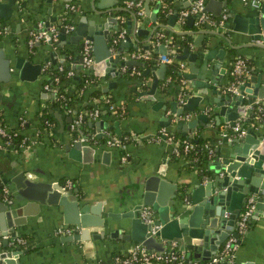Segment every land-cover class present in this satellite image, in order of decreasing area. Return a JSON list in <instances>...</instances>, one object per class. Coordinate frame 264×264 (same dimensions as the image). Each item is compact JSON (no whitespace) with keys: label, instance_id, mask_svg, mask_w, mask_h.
Here are the masks:
<instances>
[{"label":"crops","instance_id":"obj_1","mask_svg":"<svg viewBox=\"0 0 264 264\" xmlns=\"http://www.w3.org/2000/svg\"><path fill=\"white\" fill-rule=\"evenodd\" d=\"M99 1L96 0L94 3ZM129 1L134 0H102L101 4L111 5L109 8L111 10L100 18L101 16L99 17L93 12L91 0H21L22 4L16 5L13 15L9 19H0V25L6 27L7 31L0 36V49L3 50L4 57L11 61L21 59L42 66V73L32 81L20 79L16 72L13 80L4 84L0 106L3 126L5 129L18 131L25 136L28 139V145L31 146L26 151L17 146L12 147L10 144L1 146L0 169L10 170L13 165L19 169L27 167L38 177L37 179H45L48 182L59 181L70 188L77 187L79 194L85 196L91 205L102 203L103 207L113 214L122 212L123 207L120 204L129 194L133 193L138 182L153 174L159 175L167 182L170 193L173 192V185H178L180 189L181 187L190 189L192 185L201 181L205 182L209 178L211 175L209 163L215 161L216 152L219 149L223 150L228 141L239 137L234 135L235 133L230 129L232 126L225 120L228 114L220 116L219 120L216 114L220 109L218 107L221 102L219 99L226 95H234V93L226 91V88L230 84L231 70L236 57H245L251 65L249 73L242 79L240 85L244 82L249 83L250 86L247 88L252 94L264 92V49L253 45L242 46L252 41L247 34L234 31L232 20L228 17L229 12L250 16L256 9L243 4L240 0H212L213 5L211 6L209 0H206L204 7L219 10L222 8L219 15L206 11L215 22L219 21L224 14L226 15L222 25L218 23L210 25L207 23L197 24L194 15H188L191 20L187 18L188 16L184 20L179 18L180 13L188 8L189 0H149V15L144 12L145 0H141L144 13L142 16L134 13L121 15L119 11L127 10ZM224 1L227 2L226 6L222 5ZM66 4L76 6V11H72L73 17L71 16L69 21V18L66 17L68 12ZM218 4L219 6H217ZM228 8L229 12L226 11ZM164 10L167 11L168 18L165 23H161L158 17ZM174 15H177L176 19H174ZM84 17L86 21L82 24L85 27V32L90 26L93 27L94 22L95 24L102 23L106 21L107 17L115 19L110 29L109 39L120 31H125V37L119 39V42L111 50L112 55L118 53L119 61L113 62L110 67L101 66L98 71L93 69V66L96 65L94 63L90 72L99 79L96 88L103 90L110 87L108 93L113 95L116 101L127 102V115L118 118L108 109L103 110L96 118L91 117L89 123L92 126V133H96L97 143L88 142L87 144L93 148V152L82 154L77 160L70 156L66 146L71 147L81 135L75 138L73 131L70 130L72 115L68 114L66 110L50 106L52 99H55V93L45 88L47 84L44 85V82L48 76L44 75L43 71L56 64L62 71L61 63L65 61L68 63L67 72L72 71L73 75L84 70L79 57L81 56L80 46L85 37L78 43H73L71 40L72 31L81 24ZM170 21H173V26H169ZM39 22H42L44 27L47 22H49V27H57L58 35L55 42L49 44L37 41L32 45L29 44L30 32L38 31ZM68 23L73 24V30L67 31L65 25ZM219 28L225 29L231 43L239 46L238 49H231L225 40L211 35H206L200 48L193 45L196 35H192L191 31H217ZM60 29H63V34ZM138 29H141V34L136 33ZM144 31H147L148 34H144ZM158 35L163 37L166 43H169L173 36H177L180 41L185 42L182 51L187 48L190 53L198 52L196 67L201 64V57L205 53L203 51L217 47L211 55L212 59L209 61L206 76L212 75L213 81L217 80L213 85L217 91H220V94H215L213 88H208L194 112L186 113L188 115L186 120L180 119V116L185 114L177 113L181 107L177 105L176 95L170 93L168 97V91H161L159 88L160 84L169 81L166 77V69L163 72L164 78L158 79L153 94H150L153 79L157 77L161 62L158 61L151 69H145L142 59L132 58V54L137 51H152V54L159 56L161 45H164L168 51L167 44L155 43L154 38ZM61 36L63 37L61 38ZM210 37L213 38L211 44L207 40L208 38L210 40ZM127 38L129 41H126ZM125 42L128 44L117 50L119 44ZM109 44L111 48L112 45ZM208 44L209 46H206ZM220 46L226 50L225 54H221L222 59L218 57L220 50L217 49ZM182 51L175 54L174 58H171V62L182 63L184 65L183 73H189L188 60L176 58L177 55L182 54ZM129 60H136L140 64L128 65L126 62ZM215 63L219 65L217 69ZM137 68H143V72ZM133 70L135 73L132 74ZM212 70H215L214 73ZM10 71L13 74L15 72L14 68ZM126 71H129L130 76H137V79L123 74ZM208 83L212 85L211 81ZM65 88L68 92L75 90V86L70 81L67 82ZM185 89L191 93L190 95L198 90H203L193 88L187 80ZM141 93L146 94L140 95ZM245 93L250 94L249 92ZM103 97H106L105 94L101 96V99ZM256 100L246 98V102L243 105L240 104L245 112L241 113L235 124L243 123L255 112V109H258L257 112L260 113L255 122L248 123L246 121L248 124L244 126V123H241V125L245 130L251 129L258 137H261L264 135V105L258 107L255 104ZM88 101L95 103L97 100ZM160 102L161 104L158 105ZM174 103L176 106L172 105ZM82 104H87V100L77 102L74 113ZM48 107L52 122L49 130H42L38 134V130H40L38 113L42 108ZM240 109L238 106L237 110ZM200 115H205V117L200 118ZM193 122L195 126L191 127L190 123ZM96 123H103V126L100 128L95 125ZM163 129L168 133L178 134L179 139L175 142L164 138L157 141L158 134ZM197 132H200L203 138H207L212 146V156L207 165L208 173L187 166L184 159L174 156V149L180 143V138L192 137ZM106 133L117 138L128 134L131 136V141L126 142L123 148L110 147L105 142H99V138L106 140ZM224 133H227L228 136H224ZM105 152L110 153L107 159L103 157ZM3 176L4 174L0 173V179ZM171 197L172 195H167L169 201ZM176 201L177 204L182 202L180 199ZM107 221L105 235L117 228L120 229L119 235L66 243L60 240L62 236L66 235L56 233L58 228L65 225L62 218L54 212H41L21 225L15 238H9L10 249L23 250L22 254L18 257L13 256V259L17 257V264H96L97 262L110 264L116 254L127 252L135 243L120 237L128 231L125 219L108 218ZM100 230L101 228L91 229L95 233ZM219 231V234L215 233L210 236L211 242L208 243L204 249L205 252L199 259L210 260L222 248L227 238L220 241L219 235L221 231H225V228H219ZM18 239L24 242L19 243ZM238 243L233 264H264V212L258 215H254L253 212L247 231L238 239ZM212 246L213 250L210 248ZM171 247H168L166 251ZM195 260L197 258L191 259V261Z\"/></svg>","mask_w":264,"mask_h":264},{"label":"water","instance_id":"obj_2","mask_svg":"<svg viewBox=\"0 0 264 264\" xmlns=\"http://www.w3.org/2000/svg\"><path fill=\"white\" fill-rule=\"evenodd\" d=\"M18 1L0 0V19H9L13 15ZM95 1L91 0V7L96 15L101 16L100 18L110 12L111 5L104 6L101 4L102 0L95 4ZM191 1L193 0H189V2ZM148 2L149 0H145L143 4L144 12L147 15L150 14ZM209 5H213L212 0H209ZM222 5L226 6L227 2H222ZM254 9L256 11L250 16L231 13L229 8L226 11L229 12L228 17L232 20L233 30L247 34L252 41L242 46L253 45L264 49L263 44L256 42L264 40V2ZM204 10L219 15L222 8L219 10L204 7ZM176 18L177 15H174V19ZM187 18L191 20L190 16ZM85 21L86 18H82L81 24L72 31L71 40L73 43H78L83 37L91 40L92 56L96 64L93 69L98 71L101 66L110 67L113 62H118L119 55L118 53L112 55L109 44V33L115 22L114 17H107L106 21L99 24L94 22L93 27L90 26L87 32L84 31L85 27L82 24ZM168 24L173 26L174 23L170 21ZM47 27H49V22L45 23V28ZM60 32L63 34V29H60ZM136 33L141 34V29L136 30ZM144 34H148V32L144 31ZM191 34L196 35L193 45L197 48L201 47L206 35L220 37L231 49L239 48L231 43L223 28H219L217 31L196 30L191 31ZM207 40L211 44L213 38ZM126 41H129V38ZM127 44L126 42L120 43L117 50ZM216 48L211 47L210 50L203 51L205 53L201 57L199 67H196L198 52L190 53L189 49L185 48L181 55H177L178 60H188L189 73L181 71L183 78L189 81L193 88L203 89L193 95H190L191 93L188 91L189 97L177 113L194 112L208 88H213V93L220 94V91H217L213 85L217 80L213 81L212 75L206 76L209 61L212 59L211 55ZM217 50H220L218 57L222 59L221 54H225L226 50L223 46ZM159 54L168 55L164 45H161ZM79 61H82L81 56ZM126 64L139 65L140 62L129 60ZM218 66L215 63L216 69ZM13 68L14 74L10 71ZM41 68L40 64H32L21 59L16 61L6 59L3 50L0 49V106L4 84L12 81L16 72L20 79L32 81L42 73ZM166 68L167 63L161 62L157 77L153 79L150 94H153L158 79L164 78L163 72ZM214 71L212 70L213 73ZM208 81H211L212 85ZM249 86V83L244 82L242 85H238L236 94L226 95L219 99L221 101L218 105L220 109L216 113L218 120L220 116L227 113L228 116L225 120L233 126L241 113L245 112L242 105L246 102V98L255 100L264 97L263 91L252 94L247 88ZM108 89L110 87L103 91L107 92ZM142 94L146 93L140 95ZM241 103L242 105H240ZM172 105L176 106V103ZM226 105L228 106L225 107ZM238 106H240V110H237ZM199 117L202 118L205 115ZM95 125L101 128L103 123ZM190 126H195V123H190ZM259 138L255 132L247 129L243 137H235L228 141L223 150L219 149L216 152L215 161L209 163L211 170L209 178L205 182L201 181L192 185L184 192L178 185H173V192L170 193L167 182L159 175L153 174L147 177L138 182L132 194L128 193L129 196L127 195L128 197L120 204L123 207L122 212L117 214L108 212L102 203L91 205L85 196L79 194L77 187L70 188L59 181L48 182L45 179H37L38 177L29 168L19 169L12 163V169H0V173L4 174L0 179V264L18 263L17 257L23 253V250L10 249L9 238H15L19 227L41 212H54L62 218L65 225H74L79 228V231L72 235L62 236L60 239L62 242L74 243L100 239L104 236L107 238L116 237L119 235V228L105 235L104 230L108 226L107 220L108 218L116 220L123 218L128 224V231L120 236L122 239L141 243L146 250L157 253L166 251L175 243L177 249L185 254V263L190 264L192 258H201L205 252L204 249L211 242L210 236L215 233L219 234V228H225V231H221L219 235L220 241L226 239L230 231L233 232V226L248 197H254V215L263 214L264 144L260 143ZM66 149L70 152V156L77 160L82 154L93 152V148L82 141L74 142L71 147L67 145ZM109 154V152H105L103 157L107 159ZM167 195H172L170 201ZM179 199L182 202L177 204L176 200ZM144 208L149 211L145 215L143 214ZM225 212L229 213L228 216L224 215ZM92 228H101V230L95 233L91 231ZM234 235L238 237L236 233ZM210 248L214 249L213 246ZM13 256L17 257L13 259Z\"/></svg>","mask_w":264,"mask_h":264},{"label":"built area","instance_id":"obj_3","mask_svg":"<svg viewBox=\"0 0 264 264\" xmlns=\"http://www.w3.org/2000/svg\"><path fill=\"white\" fill-rule=\"evenodd\" d=\"M243 4L249 5L253 8H257L260 4L264 2V0H240ZM206 0H193L190 2L188 8L184 9L180 13V19L184 20V18L188 15H194L196 16V23L197 24H202V23H207L210 25H214L215 23H218L219 25H222L223 22L226 19V15L224 14L221 19L217 22H215L210 16L206 13L204 10ZM137 6L139 7L137 11L138 16H142L143 9H142V2L141 0L137 1L136 3L134 1H129L127 3V6ZM66 9L67 11H76V6L73 4H66ZM65 28L67 31L73 30L74 26L71 23H68L65 25ZM6 27L0 25V36L4 35L6 33ZM57 35H58V29L57 27H48L45 28L42 22L38 23V31H31L30 32V38H29V44L32 45L34 42H46V43H52L57 40ZM125 37V31H120L118 34L115 36H112L110 38V43L112 47L110 50L113 49V46L116 45L119 42V39H122ZM257 43H261L264 45V40H258L256 41ZM166 45V44H165ZM166 47H168L166 45ZM170 52L175 56V50L171 49ZM151 56V52L145 51V52H140L137 51L132 54V58L135 59H149ZM81 58H82V66L84 69L90 70V68L94 65V59L92 56V42L91 40L85 38L82 42L81 45ZM172 57L168 56H162L159 55L157 58V61L160 62H165V63H170ZM174 58V57H173ZM180 68L181 71L184 70V65L180 63ZM250 71V65L248 64L247 60L245 57H236L232 70H231V76L235 77L237 82H232L230 83L226 91L231 92L236 94L237 93V86L242 83V79L249 73ZM135 73V71H132V74ZM73 72L68 71L67 76H72ZM56 82H58V79H55ZM91 82H88L90 84ZM182 84L184 86V89L179 92L178 97H177V105L182 107L185 103L187 98L189 97L188 91L185 89V84L186 80L184 79L182 81ZM91 85V84H90ZM45 88L47 90H51L50 86L45 85ZM103 100L106 102H109V109L112 113H116V109L114 105L109 101L107 97H103ZM255 104L258 107H261L264 105V97L261 99H257ZM67 113L72 115L75 114V116H72V121L70 124V130L74 131L76 128L80 127L82 123V115L81 114H76L74 111L71 109H66ZM123 111V109H122ZM98 110H93L92 112L89 113V116L92 118H96L98 116ZM188 118V115H181L180 119L181 120H186ZM230 129L235 133L234 135L236 136H243L246 132V130L242 127L241 123H237L230 127ZM15 135V134H14ZM159 136L157 137V141L163 139H167L170 142H175L177 139L173 137L170 133H168L165 129L161 130L160 133L158 134ZM224 136H228L227 133L223 134ZM0 136L6 137L7 139H10V134L6 131L3 125H0ZM106 140L105 144L110 146V147H117V148H123L125 147V141L127 140H122V138H117L114 135H111L110 133L105 134ZM260 143L264 144V135H262L260 138ZM78 141L82 142H94L97 143L96 139V133H91V134H81V136L78 137ZM8 143V142H7ZM184 150L186 151L191 147V145L186 141H182ZM178 145V144H177ZM31 146L30 144L28 145V142H25V139L22 140L19 144V148L23 149L26 151L27 148ZM1 148V145H0ZM206 148L208 146L206 145ZM175 152L177 151V146L175 147ZM210 154H212V150L210 151ZM148 209L144 208L143 214L145 215L148 213ZM254 212V197H248L246 199V202L244 203V206L240 212V215L238 219L235 222L234 226V232L238 235L235 236L234 234L230 233L229 236L227 237L225 243L222 246V249L219 250L211 259L205 263V264H218V263H225V264H233L234 263V256L235 252L239 246L238 239L245 234L248 228V224L250 221V218L252 217V214ZM228 212H225V216H228ZM79 231V228L74 225H63L62 227L58 228L56 233L59 235H72L76 232ZM19 243H23L24 241L21 239H18ZM176 247V244L173 243L172 247L168 251H164L161 253L157 252H151L145 249L144 246H142L141 243H135L133 244L127 252L125 253H120L116 254L114 258L112 259L110 264H163L164 262H169L170 260L172 261H177V264L183 263L185 260V254L182 252L180 254H176L173 249ZM197 264V263H194Z\"/></svg>","mask_w":264,"mask_h":264},{"label":"trees","instance_id":"obj_4","mask_svg":"<svg viewBox=\"0 0 264 264\" xmlns=\"http://www.w3.org/2000/svg\"><path fill=\"white\" fill-rule=\"evenodd\" d=\"M137 1L138 0H134L135 3ZM18 3L22 4L21 0H19ZM138 9L139 7L135 5L128 6L127 10H120L119 13L121 15H127L128 13H134L136 15ZM71 16L73 17L72 11H68L66 13V17L69 18L68 21L70 20ZM167 18H168V15H167L166 10L162 11L158 17L161 23H165L167 21ZM154 40H155V43L167 44L168 57H172V58L174 57V55L170 52V50L174 49L175 54H179L182 51L183 45L185 43L184 41H180V39L177 36H173L172 40L169 43L168 42L166 43V40L159 35L156 36ZM152 53L149 59H142L144 62L145 69H151L158 62L157 61L158 56ZM61 64L63 65L62 71L58 69L57 64L51 65L50 68L48 67L43 71V74L48 76V79L45 80L44 85L47 84L48 86H50L52 91L55 93V99L54 100L52 99L51 104H50L51 107H57L63 110L71 109L72 111H75V105L77 102L79 101L82 102L83 100H87V104L85 105L82 104V106L79 107V109L76 112V114L82 115L83 120H82L80 127L76 128L73 131V136L75 138H77L81 134H87V133L91 134L93 132L92 126L89 123L90 122L89 119L91 118L89 116L90 112H92L93 110H98V113H101L103 110L109 109V105H110L109 102H106L105 100L101 99V96L103 94H105V96L109 99V101L114 105L116 109V113H113V114L116 117L123 118L124 116L127 115V102L125 101L118 102L116 101L113 95H110L108 93V91L104 92L103 90L96 88V85L99 79L98 77L91 74L90 70L84 69L82 71H79L75 75L68 77L66 75L67 70H68V67H67L68 63L65 61ZM137 69L138 70L140 69L143 72V68H137ZM128 73L129 71H126L123 74L130 76ZM130 77L137 79V76L134 77V75ZM166 77H167V80L169 81H165L163 84H160L159 88L161 91L167 90L168 97L170 93H172L176 95V99H177L179 92L184 89V86L182 84V81L184 80V78L181 73L180 63H175V62L167 63ZM56 78L58 79V82L55 81ZM237 80L238 79H236L233 76L230 77V83L237 82ZM69 81L75 86L74 92H68L65 88L67 85V82ZM88 82H91L90 83L91 85L88 84ZM169 89H171L172 91ZM135 94L136 93L134 90V95ZM93 99H96L97 101L95 103H89L88 100H93ZM257 110L255 109V112L252 113L251 116L248 117V119L243 121L244 124L242 122L241 123L245 126L248 123L255 122L257 119L256 118L257 115L260 113V112H257ZM72 116H75V114H72ZM38 118L40 120L39 121L40 130H38V134H40V131L42 130H45V131L49 130L50 123L52 122V116L49 111V107L42 108L38 113ZM246 121H248V123ZM0 125H3L1 115H0ZM6 131L10 134L11 137L10 139H7L6 137L0 136L1 146H6L10 144V146L12 145V147H16V146L18 147L20 142H22L23 139H25V142L28 141V139L25 136L18 133V131L8 130V129H6ZM170 134L173 135L175 139H179L178 134H174V133L173 134L170 133ZM124 139L127 140L125 141V143L130 142L131 136L128 134H125L122 137V140ZM180 140H181L180 143H178L177 145V151L176 152L174 151L175 152L174 156L177 157L178 159L179 158L184 159L185 164L187 166L194 167L197 170H201L205 173H208L207 165H208L209 160L211 159L210 151L212 147L210 146L209 140L207 138H203L200 132H197L192 137H186V138L181 137ZM183 140H186L191 145V147L187 149L186 151L184 150V147L182 144ZM99 142L101 143L105 142V138H99ZM206 145L208 146V148H206ZM185 190L186 188L181 187V191L184 192ZM234 233L235 232L233 231L232 234ZM173 251H175L176 254L182 253L181 251L177 249V247H175ZM208 261L209 259H197L195 261H191L190 264H194V263L205 264ZM96 264H104V263L97 262ZM163 264H177V261L170 260L169 262H164ZM181 264H186L185 260ZM218 264H222V263H218Z\"/></svg>","mask_w":264,"mask_h":264},{"label":"rangeland","instance_id":"obj_5","mask_svg":"<svg viewBox=\"0 0 264 264\" xmlns=\"http://www.w3.org/2000/svg\"><path fill=\"white\" fill-rule=\"evenodd\" d=\"M211 156H212V154H211Z\"/></svg>","mask_w":264,"mask_h":264}]
</instances>
